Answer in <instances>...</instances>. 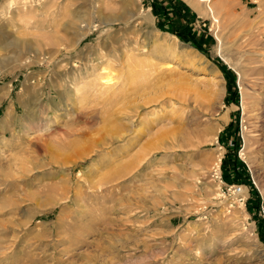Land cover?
Listing matches in <instances>:
<instances>
[{"label":"rangeland","instance_id":"374dc122","mask_svg":"<svg viewBox=\"0 0 264 264\" xmlns=\"http://www.w3.org/2000/svg\"><path fill=\"white\" fill-rule=\"evenodd\" d=\"M9 2L0 264H264V0Z\"/></svg>","mask_w":264,"mask_h":264},{"label":"built area","instance_id":"2783aa9c","mask_svg":"<svg viewBox=\"0 0 264 264\" xmlns=\"http://www.w3.org/2000/svg\"><path fill=\"white\" fill-rule=\"evenodd\" d=\"M221 160V159H220ZM212 175L215 179H218L219 181L223 182L224 181V176L221 171V163L218 164L216 167H214L212 171ZM228 185L227 189L235 196L237 197L236 202H239L240 204H244L247 201V197L244 194V187H246L244 184L235 182L231 184H226Z\"/></svg>","mask_w":264,"mask_h":264},{"label":"bare ground","instance_id":"6f19581e","mask_svg":"<svg viewBox=\"0 0 264 264\" xmlns=\"http://www.w3.org/2000/svg\"><path fill=\"white\" fill-rule=\"evenodd\" d=\"M2 36V35H1ZM12 43H10V41L9 42H7L6 43V45H5V47L7 48V45H11ZM18 44V43H17ZM19 45V44H18ZM1 62V61H0ZM109 72V71H108ZM204 77V76H203ZM203 78H201V80H202ZM98 84H99V86H105V87H107V89H105L104 91H102L101 92V95L103 96V95H106V97H108V98H112V96H114L117 92L115 91V90H109V89H111V87H112V85H113V82H112V78L107 74V75H101V76H99V82H98ZM120 90V89H119ZM101 91V90H100ZM122 92V91H121ZM105 97V98H106ZM107 98V99H108ZM218 165V164H217ZM247 187H244V194L246 195V192H247V189H246Z\"/></svg>","mask_w":264,"mask_h":264},{"label":"clouds","instance_id":"9594fccd","mask_svg":"<svg viewBox=\"0 0 264 264\" xmlns=\"http://www.w3.org/2000/svg\"><path fill=\"white\" fill-rule=\"evenodd\" d=\"M9 8H11V7H13V2H12V0H10V2H9Z\"/></svg>","mask_w":264,"mask_h":264},{"label":"crops","instance_id":"0c3cea01","mask_svg":"<svg viewBox=\"0 0 264 264\" xmlns=\"http://www.w3.org/2000/svg\"><path fill=\"white\" fill-rule=\"evenodd\" d=\"M235 166V165H234Z\"/></svg>","mask_w":264,"mask_h":264}]
</instances>
